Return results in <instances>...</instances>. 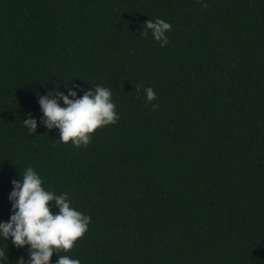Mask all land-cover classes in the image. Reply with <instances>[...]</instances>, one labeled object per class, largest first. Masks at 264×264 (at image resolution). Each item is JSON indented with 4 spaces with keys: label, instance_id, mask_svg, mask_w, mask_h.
Returning a JSON list of instances; mask_svg holds the SVG:
<instances>
[{
    "label": "trees",
    "instance_id": "trees-1",
    "mask_svg": "<svg viewBox=\"0 0 264 264\" xmlns=\"http://www.w3.org/2000/svg\"><path fill=\"white\" fill-rule=\"evenodd\" d=\"M149 20L172 26L167 47L143 37ZM98 86L119 120L87 147L39 125V96ZM29 167L91 218L61 256L264 264V0H0V223Z\"/></svg>",
    "mask_w": 264,
    "mask_h": 264
},
{
    "label": "clouds",
    "instance_id": "clouds-1",
    "mask_svg": "<svg viewBox=\"0 0 264 264\" xmlns=\"http://www.w3.org/2000/svg\"><path fill=\"white\" fill-rule=\"evenodd\" d=\"M171 25L163 20H149L144 26L143 37L149 32L161 48L170 43L168 33ZM148 104L158 99L152 88L145 90ZM55 96L56 98H51ZM43 118L39 125L50 132L59 131V143L72 144L76 148L87 147L98 129L114 125L119 120L112 92L98 86L86 92L82 98L69 88L67 95L49 90L47 96H39ZM61 102L65 107H61ZM153 110L158 106L153 104ZM24 127L36 134L38 121L29 114ZM14 190L9 196L13 215L9 222L0 223V240L10 241L17 249L28 248L29 264H51L55 255L57 264H81L61 251L70 253L77 242L89 231L91 218L71 206L67 194L57 196L46 190L44 181L32 168H27L23 178L12 182ZM54 206V208L50 207ZM8 252V249H7ZM0 249V264H9L8 255ZM23 264L25 261L23 260Z\"/></svg>",
    "mask_w": 264,
    "mask_h": 264
}]
</instances>
